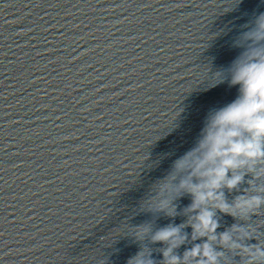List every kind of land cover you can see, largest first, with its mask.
I'll return each mask as SVG.
<instances>
[{"label": "water", "instance_id": "1", "mask_svg": "<svg viewBox=\"0 0 264 264\" xmlns=\"http://www.w3.org/2000/svg\"><path fill=\"white\" fill-rule=\"evenodd\" d=\"M256 12L261 0H0V264H126L152 185L235 99L212 74ZM218 215V232L238 222ZM186 219L161 213L154 229Z\"/></svg>", "mask_w": 264, "mask_h": 264}, {"label": "clouds", "instance_id": "2", "mask_svg": "<svg viewBox=\"0 0 264 264\" xmlns=\"http://www.w3.org/2000/svg\"><path fill=\"white\" fill-rule=\"evenodd\" d=\"M242 28L232 41L238 55L212 74L214 85L227 82L237 95L209 109L192 146L152 185L142 208L153 219L131 230L140 247L126 264H264V220H252L264 216V12L253 13ZM233 192L242 194L229 200L226 193ZM183 196L190 203L178 211ZM161 213L187 219L154 229ZM218 213L238 222L218 232ZM253 239L257 243H248ZM197 240L202 242L192 243ZM186 243L192 246L177 254ZM149 244L164 245L155 249L162 260L153 258Z\"/></svg>", "mask_w": 264, "mask_h": 264}]
</instances>
